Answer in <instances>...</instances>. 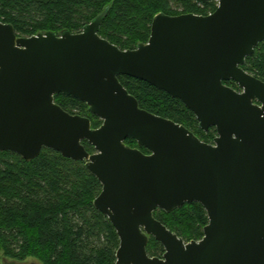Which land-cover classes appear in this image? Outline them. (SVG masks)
I'll return each mask as SVG.
<instances>
[{
    "label": "water",
    "instance_id": "water-1",
    "mask_svg": "<svg viewBox=\"0 0 264 264\" xmlns=\"http://www.w3.org/2000/svg\"><path fill=\"white\" fill-rule=\"evenodd\" d=\"M216 1L209 15L158 13L134 49L100 35L108 9L77 33L19 36L0 20V151L85 161L102 184L94 206L120 239L116 264H264V81L243 68L264 42V0ZM122 75L180 99L201 129L216 128L214 143L141 108ZM58 94L102 124L63 109ZM194 202L209 218L201 240L185 242L154 215ZM151 236L163 257L148 253Z\"/></svg>",
    "mask_w": 264,
    "mask_h": 264
},
{
    "label": "trees",
    "instance_id": "trees-1",
    "mask_svg": "<svg viewBox=\"0 0 264 264\" xmlns=\"http://www.w3.org/2000/svg\"><path fill=\"white\" fill-rule=\"evenodd\" d=\"M170 1L189 3L191 8L185 12L207 14L217 8L215 1L201 5L193 0H0V20L11 23L19 36L77 33L108 9L100 35L121 49H134L137 43L148 42L155 15L180 14L167 9ZM243 68L264 81V42L247 57ZM119 79L141 108L186 126L205 142H214L216 128L202 130L180 99L130 76ZM225 84L238 88L236 83ZM55 102L72 114L89 117L94 128L102 124L81 100L58 94ZM83 143L90 153L95 151L88 141ZM126 144L138 147L133 139ZM101 191V182L85 161L66 158L50 148L30 162L15 152L0 151V249L15 259L35 256L42 264H116L119 236L108 216L94 206ZM154 215L186 242L202 239L209 223L206 209L197 202L170 213L158 209ZM20 248L21 252L15 251ZM147 250L151 256L165 253L152 236Z\"/></svg>",
    "mask_w": 264,
    "mask_h": 264
},
{
    "label": "rangeland",
    "instance_id": "rangeland-1",
    "mask_svg": "<svg viewBox=\"0 0 264 264\" xmlns=\"http://www.w3.org/2000/svg\"><path fill=\"white\" fill-rule=\"evenodd\" d=\"M166 6H167V9H169V11L173 12V13H182V12H185V11H187V10H189L191 8L190 7L191 5L189 3H182V2H178V1H170V2H168V4ZM200 8L203 10L202 7H200ZM137 44H139V43H137ZM102 122H103V120H102ZM208 136L209 135H203L202 134V137H206L207 139H208ZM211 142H213V141H211ZM204 235H205V233H204ZM20 250H21V248L20 249H15L16 252L20 251ZM159 257H161V256H159ZM9 263H16V264H34V263H36V264H42L41 260L38 259L35 256H30V257H27L25 259H15V258H12L11 256H7L5 254V252H4V250L0 249V264H9Z\"/></svg>",
    "mask_w": 264,
    "mask_h": 264
},
{
    "label": "flooded vegetation",
    "instance_id": "flooded-vegetation-1",
    "mask_svg": "<svg viewBox=\"0 0 264 264\" xmlns=\"http://www.w3.org/2000/svg\"><path fill=\"white\" fill-rule=\"evenodd\" d=\"M179 1H181V0H179ZM185 1H187V0H185ZM194 1V0H193ZM213 1H215L216 3H217V7H218V5H219V2L218 1H216V0H213ZM194 2H196V1H194ZM208 2H212V1H208ZM208 2H206V3H208ZM197 3V2H196ZM198 4H201V3H198ZM205 3H202L201 5H204ZM217 9V8H216ZM215 9V10H216ZM215 10H213V11H209L207 14H204V13H195V12H182V13H180V14H176V15H181V14H186V13H194V14H199V15H209V14H211V13H213ZM228 82H231V83H235L234 81H228ZM238 86V85H237ZM236 90H240L239 89V87L238 88H235ZM131 146V145H130ZM132 147V146H131ZM138 148H139V146H138ZM141 150H142V148H140ZM143 151V150H142ZM94 152H96V150L94 151ZM94 152H92V153H94ZM145 152V151H144ZM34 264H36V263H34Z\"/></svg>",
    "mask_w": 264,
    "mask_h": 264
}]
</instances>
